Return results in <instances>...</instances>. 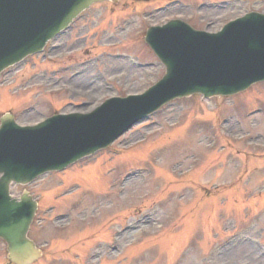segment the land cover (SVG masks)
<instances>
[{
  "label": "rangeland",
  "instance_id": "1",
  "mask_svg": "<svg viewBox=\"0 0 264 264\" xmlns=\"http://www.w3.org/2000/svg\"><path fill=\"white\" fill-rule=\"evenodd\" d=\"M156 4L93 5L55 40L53 62L30 57L0 74V116L31 123L142 91L164 68L139 35L149 19L121 21L133 5ZM248 10L264 12V0L205 12L196 26L213 30ZM195 155L197 169L181 175ZM85 163L12 188L38 201L29 235L43 255L35 264H264V82L230 96L183 98ZM139 165L145 179L133 169ZM0 264H7L2 240Z\"/></svg>",
  "mask_w": 264,
  "mask_h": 264
},
{
  "label": "water",
  "instance_id": "2",
  "mask_svg": "<svg viewBox=\"0 0 264 264\" xmlns=\"http://www.w3.org/2000/svg\"><path fill=\"white\" fill-rule=\"evenodd\" d=\"M93 1L0 0V70L40 49L46 39ZM180 31L177 23H172L149 32L147 41L165 63L167 72L158 84L141 96L130 101L128 98L107 101L88 114L54 116L42 124L23 129L24 138L19 128L12 124L11 116L2 118L0 236L7 243L10 260L29 264L40 255L27 237L35 202L27 192L20 201L11 199L8 195L11 181L26 183L46 170L61 168L107 145L152 108L175 96L192 92H202L205 96L231 94L264 79L263 14L245 15L217 35H196L186 30L180 34ZM134 101L143 105L132 107L137 104ZM32 142L45 147L36 161L16 157L17 152L30 150ZM12 143L19 145L14 153L9 151Z\"/></svg>",
  "mask_w": 264,
  "mask_h": 264
},
{
  "label": "bare ground",
  "instance_id": "3",
  "mask_svg": "<svg viewBox=\"0 0 264 264\" xmlns=\"http://www.w3.org/2000/svg\"><path fill=\"white\" fill-rule=\"evenodd\" d=\"M78 90H80V88H78ZM88 90H90V89H88Z\"/></svg>",
  "mask_w": 264,
  "mask_h": 264
}]
</instances>
